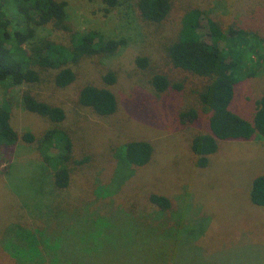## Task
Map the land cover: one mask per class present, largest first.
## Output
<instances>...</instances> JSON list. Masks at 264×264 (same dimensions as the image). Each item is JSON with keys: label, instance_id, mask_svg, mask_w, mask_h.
Listing matches in <instances>:
<instances>
[{"label": "rangeland", "instance_id": "1", "mask_svg": "<svg viewBox=\"0 0 264 264\" xmlns=\"http://www.w3.org/2000/svg\"><path fill=\"white\" fill-rule=\"evenodd\" d=\"M15 1L5 2L12 22ZM63 1L70 33L96 31L124 45L110 56L67 64L75 80L65 88L55 86V70L38 69L35 84L0 82V106L10 110L18 135L39 137L49 126L22 109L24 91L63 109L58 128L71 139L73 159L69 186L57 192L34 144L1 149L0 264H264V208L249 199L253 179L264 174V140L220 141L208 165L197 167L191 143L208 132L209 115L198 103L208 79L174 67L167 54L192 9L221 30L242 29L264 42V0H170L161 23L143 21L134 0H120L109 12L99 2ZM208 30L202 22L199 32L209 44ZM70 33L36 29L38 39L65 47ZM138 58L147 59L145 68ZM108 72L116 80L106 86ZM157 74L170 83L161 93L151 86ZM86 85L109 89L116 112L100 117L80 105ZM235 88L231 108L250 121L264 95V71ZM137 140L149 142L153 153L147 165L130 169L119 152ZM152 196L169 205L151 203Z\"/></svg>", "mask_w": 264, "mask_h": 264}, {"label": "trees", "instance_id": "2", "mask_svg": "<svg viewBox=\"0 0 264 264\" xmlns=\"http://www.w3.org/2000/svg\"><path fill=\"white\" fill-rule=\"evenodd\" d=\"M87 1L101 3L105 12L120 5V0ZM5 2L0 0V82H5L7 88L38 83L40 70L57 71L53 82L56 87L65 88L75 80V73L67 64H76L93 55L107 57L124 45L123 41L105 40L96 31L70 33L67 3L63 0H16L12 5L15 22L8 17L11 4ZM134 6L141 19L150 23H161L171 9L170 0H134ZM204 21L209 29V44L199 32ZM47 26L70 33V47L38 39L36 29ZM167 54L174 67L208 79L198 94L201 110L209 115L208 132L197 135L191 143L197 167L208 165V158L216 152L220 141L264 140V95L256 101L250 121L231 108L235 87L264 71V42L260 38L234 27L221 30L205 12L192 9L183 16L178 38L169 45ZM250 63L258 70H251ZM137 64L145 68L147 59L138 58ZM115 80L112 72L103 76L106 86L114 84ZM151 86L161 93L169 89L170 83L164 75L157 74L152 77ZM20 99L24 111L45 119L49 126L39 137L30 132L18 135L10 124V110L0 106V151L18 142L34 144L44 166L52 171L54 189L58 192L68 188L72 142L58 128L65 118L63 109L39 99L30 90L24 91ZM78 102L100 117L114 114L118 105L109 89L93 85L82 87ZM187 115L193 120L198 116L196 111ZM152 153L149 142L130 141L120 149L119 158L122 165L134 169L147 165ZM249 199L253 205L264 208V174L253 179ZM150 201L163 208L169 205L167 199L160 196H152Z\"/></svg>", "mask_w": 264, "mask_h": 264}]
</instances>
